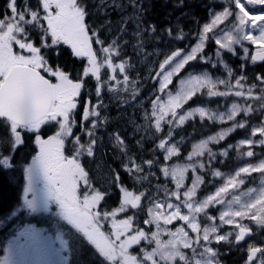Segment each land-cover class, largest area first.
Segmentation results:
<instances>
[{
    "label": "snow or ice",
    "instance_id": "obj_1",
    "mask_svg": "<svg viewBox=\"0 0 264 264\" xmlns=\"http://www.w3.org/2000/svg\"><path fill=\"white\" fill-rule=\"evenodd\" d=\"M256 5H264V0H228V6L211 13L210 21L197 32L194 46L166 53L158 68L148 70L149 77L158 85L156 91L167 95L166 102L155 95L150 112L144 111L143 119L148 123L154 145L151 155L146 159L127 156L125 141L116 136L120 151L127 156V161L122 162L123 171L141 182L142 187V182L147 181L148 187L133 192L122 181L120 172L112 169L107 182L115 185L122 198L118 207L105 211L100 205L109 194L108 189L101 191L94 186L79 158L95 155L101 139L97 132L109 122L103 111L106 105L102 92L116 93L118 101L123 99L120 94H127L130 89L132 100L139 93V81L130 79L139 59L125 60V47L131 46L134 56L152 63L148 61L152 53L146 48L152 34L159 35L158 30L154 25L145 26L144 0H100L98 11L106 15L108 9L122 13L119 34L107 45L99 30L88 24L90 12L84 0H37L36 8L29 0L20 4L18 0H8L6 14L0 16V126L8 128L9 135L0 137V170L17 168L14 152L25 142L22 132L34 135L39 151L30 164L20 167L25 181L22 204L6 219L11 221L20 214L50 213L57 231L53 236L34 224H25L7 240L0 264H70L76 251L71 242L77 239L92 246L102 258L101 264H221V253L214 244H242L252 232L245 220L264 228V73L252 77L246 73L249 61L253 65L257 61L264 63V13L256 14L249 8ZM129 25L133 29L131 42L123 38ZM228 26L231 31H225ZM33 32L39 35L40 46L34 43ZM167 35L174 40L187 39L182 30L174 34L169 29ZM244 41L255 46L254 54L244 46ZM93 43L100 45L99 50H94ZM209 43L218 46L213 55L205 50ZM59 45H66L75 57L86 59L82 77L95 78L96 104L85 105L82 113L83 121L90 123V127L81 125L88 137L86 143L80 135L73 137V128L78 98L87 81L80 74L76 80L71 79L65 70L50 65L42 54V48ZM228 55L241 59L240 71L226 63ZM115 58L120 59L118 64ZM193 61L203 62L210 70L223 65L226 77L189 74L187 79H180L181 87L175 95L166 91L173 85V77ZM102 66L113 73L118 70L119 75L102 77ZM199 95L224 98L231 106L226 112L184 108ZM197 117L201 122L231 124L193 144L187 153L189 163L180 167L173 159L182 153L174 133ZM53 124L58 130L43 139L42 126ZM245 128L250 130L251 137L259 139L245 138L235 147L247 145L248 150L239 155H259V162L249 161L225 175L214 162L220 163L219 157H227L233 145L219 153L210 145L219 144L229 132ZM134 133L143 150L148 135L141 136L135 127ZM68 137H73L71 156L65 155ZM257 146L261 149L259 154L254 151ZM253 173L260 174L259 184L243 192L245 199L234 194L229 198L231 190L255 183ZM209 186L214 191L206 192ZM216 206H223V210ZM121 214L125 215L118 219ZM174 221L181 223L174 225ZM223 226H230L232 231H225ZM256 261L264 264V248L248 244L246 264Z\"/></svg>",
    "mask_w": 264,
    "mask_h": 264
},
{
    "label": "rangeland",
    "instance_id": "obj_2",
    "mask_svg": "<svg viewBox=\"0 0 264 264\" xmlns=\"http://www.w3.org/2000/svg\"><path fill=\"white\" fill-rule=\"evenodd\" d=\"M145 1H151V0H144ZM196 1H200V0H196ZM8 0H0V16H3L6 14V4H7ZM30 4L32 6H37V0H29ZM22 3V0H18V4ZM91 3L96 5V9H98L100 7V0H91ZM228 6V0H214V2L209 6L208 9V13L207 16L204 20V22L202 23V25L200 26V29H202L203 25L205 22L210 21L211 19V13L213 11H220L223 9V7ZM234 7V4L232 5ZM250 10L253 13L256 14H260V13H264V5H256V6H249ZM131 11V10H129ZM238 11V10H236ZM103 12H101L102 15ZM108 15L104 14L102 16V19H104L103 17H107V18H115L116 20H119L120 17L117 14H121L119 11H115L113 9H108ZM88 24H89V19L87 20ZM90 25V24H89ZM220 28H225L224 25H221ZM216 31H219V29H217ZM225 31H231V26H228ZM254 34H258L255 33ZM221 35H223V33H221ZM32 36L34 38V32L32 33ZM36 39V40H35ZM34 39V43L39 46V42H38V38ZM101 39L105 40L106 45L111 43V41H108V38L103 37ZM197 41H195L191 46H189L188 49H190V47L194 46L195 43ZM50 43V40H49ZM248 42L244 41V46L248 47ZM66 46V45H64ZM154 49H147L146 51L149 53H152V55H150L148 57V61H151L152 63H147L146 61H144L142 58H138L136 56H133V58H129L127 55H124V59L125 60H130V62H135L136 59H139V63L143 64L142 67V71L144 72V74L142 72H136V70L134 71V69L131 72V76L130 79H134L136 80V77H142L144 76V78H147L148 75V70L153 68V67H157L158 68V64H157V57L161 54V51L159 48L160 44H155L154 45ZM252 46V45H251ZM59 46H53L52 49L56 50V48ZM67 47V46H66ZM158 47V48H156ZM218 47V46H217ZM236 48H240L239 45L235 46ZM255 48V46H253ZM93 48L94 50H99L100 45H97L95 43H93ZM49 49V48H47ZM70 49V48H69ZM250 49V48H249ZM158 50V51H157ZM187 50V49H186ZM209 55H213L214 50L212 48L209 47V44L206 46L205 49ZM71 51V49H70ZM253 53V52H252ZM42 54L45 55V53L42 51ZM48 55V54H47ZM99 59L102 60V56L99 57ZM59 60H61L60 62H58ZM70 61L73 62V64L70 65V67L67 66V64H65V62L60 58L59 55H54L53 57L49 56V64L53 65V66H58L60 67L62 70H65L68 74L69 77L73 80L77 79V74H80V78L85 79L87 82L86 87L84 89H82L81 92V96L78 98V100L80 101V103L78 104V108L77 110H75V121H76V125L73 128V137L76 135H80L81 136V140L82 142L87 141L88 137L82 132L81 130V125H84L86 127H90V123L88 121H83L82 118V113H83V108L85 105H95L96 104V97H95V93H94V88L93 85L95 84V78H84L82 77V66H86V59L82 60L80 58L75 57L72 52H71V58ZM120 59L119 58H115V63H119ZM198 63V62H197ZM226 63L229 64V66L233 67L234 71H240V65L242 63L241 59L237 58L235 55H228L226 57ZM136 69V68H135ZM253 69V67L251 66L250 61L248 62V66L246 69V73L249 76V73L251 72V70ZM264 73V72H263ZM143 74V75H142ZM189 74H197V75H211L213 76V78H217V77H226V70L224 69L223 65L217 67L214 70H210L209 66L204 64L203 62H199L197 66H195L193 69L185 72L184 74L177 76V78L175 79V77H173V81L175 80V82H173V85L169 86V89L166 91H171L173 95H175V93L177 91L180 90V79L184 78L187 79ZM101 75L102 77H111L113 75H119V72L117 70L116 73H113L110 69H107L106 66H102L101 67ZM250 77V76H249ZM122 79V77H121ZM158 85H156V87H154L151 91L147 92V94L145 96L142 97H138V95H140V93H138V95L136 96V100H132L131 97V93L132 90L130 89V92L125 94V93H121V97H123L122 100H117L116 99V93L114 92H102V94L104 95V103L106 105V109H104V114L109 116L112 115V117H109V122L104 125L98 132L97 135L101 138L97 147H96V151L95 153H97L100 156V159L97 158V156L95 157L96 161H91V158H87L86 160H81V157L86 156V155H82L79 159L80 162L82 164V166H84L86 168L87 171H89V168H93V172H94V186L97 187L99 190L103 191L104 189H108L109 194L106 196L107 200H105L106 205H100V207H105V208H109V210H112L116 207L119 206V201L122 198V194L119 193L118 189L115 187V185H111L109 186L108 183H103L101 180L98 179L99 175L101 176L102 172H104V170H110L111 171V167L108 165V163L105 161V157L103 158L102 156V152H104L105 150L110 151V153H112L115 156V159H113V161H115V167H116V171L120 172L121 174V179L124 178V184L126 186L129 187V190L133 191V192H139V191H144L145 187H148L147 181H143L142 183L144 184V187L141 186V182H137L136 180L132 179L127 173H125L123 171V163L122 162H126L127 161V156L122 153L120 151V145L116 140V136L119 135L121 137V139H123L126 143V147L128 149V151L130 152V156L134 157V158H143L142 156V149L140 148V146L136 143V139L134 138L135 133H134V127L137 129V131L139 132V134L141 136H144L145 134L148 135V140L145 143L150 142L151 143V133L148 131V123L146 120L143 119L144 116V111L146 109L145 106V102L146 99L148 97H151V101L154 98L155 95H159L162 97L161 102H166L167 101V95L163 94V93H158L156 91ZM140 91V88H139ZM89 92H91V95H89ZM136 101H139V103H137ZM225 100L223 98V100H221L220 102L213 104V105H209V106H205L202 103H198V102H194L191 103L189 106H185L184 108L187 109L189 107H205L207 110L209 111H227L228 108H230V103L228 105H224ZM182 111V110H180ZM150 112V111H149ZM198 120L199 123H202L199 118H196ZM207 121V123L210 125V127L208 128L206 134L204 136H202L196 143H199L202 139H206L208 137V135H214L219 133L222 130H226L229 128L230 125H226L225 127H223L222 129H218L216 132L212 130V125H215V127H219L218 124H228L231 123L229 121H224V122H213V121ZM154 124V122H153ZM111 127V128H110ZM106 130V131H105ZM233 132V131H232ZM229 132L226 136L225 139L232 133ZM160 135V134H158ZM73 137H68L66 138V144H65V155L71 156L73 154V145L71 143ZM245 138H253V139H259V137H251L250 136V130L248 133L247 137H243L241 139H238L236 141L235 144H233V148H229L228 149V156L227 157H219V160L221 161L220 163H216V168L217 170L221 171L223 174L227 175V174H231L233 172L234 169H237L238 166L242 165V164H246L249 161H252L253 163H258L260 156L258 155L256 158H249V157H239L238 161L231 167H229L228 165H225V163L235 159L240 152L246 151L247 149V145H240L239 148H236L235 146L238 144V142L242 139ZM224 139V140H225ZM220 141L219 144L217 145H210V147L213 148V151L216 152H221L224 150L225 147L221 146V143L224 141ZM178 144L182 143V140H180V137L178 139H176ZM158 142V141H157ZM108 143V145H107ZM259 147V146H257ZM192 148V147H191ZM191 148L188 152L191 151ZM70 149H73V151H70ZM39 151V150H38ZM100 151V152H99ZM256 151L258 154L260 153V150H254ZM144 159V158H143ZM174 162L175 164L179 165L180 167H184L187 163H189V161L187 160V156L185 157V159L183 160L182 158L179 157H174ZM32 158L29 159L28 163L26 164V166L28 164L31 163ZM165 163H171V162H165ZM89 165V166H88ZM94 165V167L92 166ZM145 167H147L145 165ZM90 174V173H89ZM254 177H256V181L255 183H246L245 185L239 186V188L237 190H231L230 192V196L229 198H231V195H236V196H240L241 200H244L245 197L243 196V192H245L247 190V188L249 187H254L256 185L259 184V179H260V174L258 173H253L252 174ZM91 176V174H90ZM209 179H211V177H209ZM153 180V184L151 185V187H155V183H156V177L153 176L152 177ZM217 180L219 181V178H217ZM25 181H23V183L21 184V198H22V188L24 185ZM108 187V188H106ZM210 191H214V188H212L211 186H209V188L206 190V192H210ZM14 193V190H13ZM115 200V202L118 203H112ZM103 202V201H102ZM218 208H220L221 210H223V206H216ZM16 207L13 206L10 209H5V214H1L0 215V220H3L4 223L9 222L10 224H8V228L7 230H5L3 228V224H0V231H2L4 233V235H6V238L4 240V242L2 243V247H0V249H3L4 247H6L7 245V240L11 239V235L9 233H12V235H14L15 233V227H14V223H18L20 225V228L23 227L25 224L31 223L34 224L36 227L41 228L43 230H45L49 235H55L57 228L55 226L54 223V218L51 217V221L50 220H46V221H36V220H32L31 218H28V216L26 214H20L18 217H14L11 221H8L6 218V214L7 212L10 210L9 214L11 213V211H13ZM1 213V211H0ZM8 214V215H9ZM217 216L219 213H216ZM125 214H121L119 218H123ZM41 216H48L50 219V214L49 213H40L37 215V217H41ZM144 217V213L141 211L139 213V219L142 220ZM174 225H179L181 222L178 221H174L173 222ZM244 223L246 225H248L249 223H256L255 221H251V220H245ZM147 227V226H144ZM225 231H232L230 226H223ZM154 230V228H153ZM164 239H167V237H163ZM213 247L217 248H221L222 251H220L221 255H224L226 252H228L230 250V248L232 247V244H227V243H221V244H214ZM261 248H264V240L261 246H259ZM247 253V251H246ZM232 255L234 257H241V252L240 250L238 252H234L232 253ZM221 257V256H220ZM221 264L223 262V259H221ZM238 264H246V259H239L238 260ZM234 264V263H232ZM254 264H258V261L254 262Z\"/></svg>",
    "mask_w": 264,
    "mask_h": 264
},
{
    "label": "trees",
    "instance_id": "obj_3",
    "mask_svg": "<svg viewBox=\"0 0 264 264\" xmlns=\"http://www.w3.org/2000/svg\"><path fill=\"white\" fill-rule=\"evenodd\" d=\"M213 2L214 0H204L202 2H198L196 0H151L146 4V13H144L145 23L148 26H156L158 32H166L167 29L171 28V20H169L170 13H172V17L177 15L180 10H185V16L179 17V26L178 31L183 32V34L187 37L185 41L189 42L191 40H194L198 29L200 22L206 18L207 16V9L210 4L208 2ZM182 3V6H178ZM32 6V5H31ZM33 8H36L37 6H32ZM167 28H163V27ZM174 40V39H173ZM175 42H178V40H174ZM212 43H210V46ZM66 55V53H64ZM67 56V55H66ZM264 69H259V73H263ZM136 80L140 83V95H145V93L149 92L153 88L152 79H143L142 77L137 76ZM138 95V97H140ZM150 106V98L147 99V107L149 110ZM201 130V133H204L205 131L201 129L198 120H192L186 123L183 127L179 128L176 131V135H183L186 139L184 142L182 148V153L179 156V158H182L183 156H186V154L189 151V148L192 144V142L195 140L196 132H199ZM9 135V129L0 126V137H6ZM199 135V134H198ZM240 135L235 134L230 137L231 141H234L236 138H238ZM228 142V139L222 142V145H226ZM154 147L151 143H146L144 146V149L142 150V156L146 159L148 156L151 155V148ZM20 174V171L18 168L13 171H2L0 170V211H4L5 209H10L15 201V196L18 192L16 189L15 184V178L13 175ZM14 183V186L12 185ZM20 189V188H19ZM14 190V193H13ZM15 198V199H14ZM14 200V201H13ZM10 210L8 211V213ZM10 224V223H9ZM0 247H2L1 244V237H0ZM1 251V249H0ZM98 258V257H97ZM101 259H97V263H95L90 257H87L85 255H81L79 257V260L81 263L84 264H101ZM233 261V258L229 253L225 256V262L227 264H230Z\"/></svg>",
    "mask_w": 264,
    "mask_h": 264
},
{
    "label": "flooded vegetation",
    "instance_id": "obj_4",
    "mask_svg": "<svg viewBox=\"0 0 264 264\" xmlns=\"http://www.w3.org/2000/svg\"><path fill=\"white\" fill-rule=\"evenodd\" d=\"M22 138L25 141L23 132H22ZM24 145H25V142H24V144L21 145V147L24 146ZM102 154L105 157V161L111 167V170L112 169H116V167H115V161H113V159H115V156L112 153H110V151H107V150H105L104 152H102ZM110 173H111V171L110 172H106L105 178L101 180L103 183H108L107 181L110 179ZM109 186H110V184H109ZM106 188H108V187H106Z\"/></svg>",
    "mask_w": 264,
    "mask_h": 264
}]
</instances>
